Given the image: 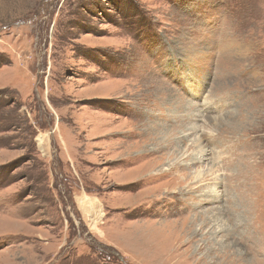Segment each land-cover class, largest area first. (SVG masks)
<instances>
[{
  "label": "rangeland",
  "instance_id": "rangeland-1",
  "mask_svg": "<svg viewBox=\"0 0 264 264\" xmlns=\"http://www.w3.org/2000/svg\"><path fill=\"white\" fill-rule=\"evenodd\" d=\"M0 264H264V0H0Z\"/></svg>",
  "mask_w": 264,
  "mask_h": 264
},
{
  "label": "bare ground",
  "instance_id": "bare-ground-1",
  "mask_svg": "<svg viewBox=\"0 0 264 264\" xmlns=\"http://www.w3.org/2000/svg\"><path fill=\"white\" fill-rule=\"evenodd\" d=\"M205 156H206V155H205ZM195 160H198V161H201V160H202V161H203V158H202V157H201V158H196ZM200 175H201V174H200V172H199L197 176L199 177ZM205 176H206V175H205ZM205 176H204V177H205ZM196 178H197V177H196ZM94 203H95V202L92 201V202H90V203L88 204V206H87V205L84 206V209L86 210V212L91 210L92 206L95 205ZM86 204H87V203H86ZM206 217H207V216H206ZM222 228H223V226H220V227H218V230H219V229L222 230ZM197 230H198V229H197ZM197 230H196V232H197ZM224 256H225V255H224ZM168 257H171V256H168Z\"/></svg>",
  "mask_w": 264,
  "mask_h": 264
}]
</instances>
